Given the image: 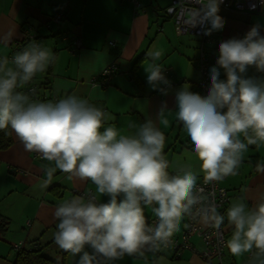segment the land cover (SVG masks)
I'll return each instance as SVG.
<instances>
[{"label":"clouds","instance_id":"obj_1","mask_svg":"<svg viewBox=\"0 0 264 264\" xmlns=\"http://www.w3.org/2000/svg\"><path fill=\"white\" fill-rule=\"evenodd\" d=\"M195 2L201 7L191 9L188 25L200 26L206 36L222 30V0ZM218 51L206 96L187 87L176 92V118L190 137L206 184L237 175L249 146L264 145V80L244 76L253 66L264 73L261 25H253L242 39L221 42ZM162 55L160 50L150 52L152 64L146 71L148 83L166 95L159 86L170 82L156 63ZM55 60L51 48L35 41L11 61L0 59V129L10 126L26 151L54 162L55 167L47 169L45 187L58 169L70 179L90 181L95 193L109 198L105 203L96 195L74 196L57 206L56 245L78 255L77 264H106L168 247L185 216L219 229L225 215L217 210L213 193L196 188V173L182 168L170 174L166 137L156 122L149 119L134 134L125 135L107 123V111L87 99L68 95L55 103L36 102L18 91ZM256 169L264 173V162ZM146 209L155 215L154 224L148 223ZM226 217L234 228L226 245L230 253H252L254 264H264V202L249 208L238 200Z\"/></svg>","mask_w":264,"mask_h":264},{"label":"crops","instance_id":"obj_2","mask_svg":"<svg viewBox=\"0 0 264 264\" xmlns=\"http://www.w3.org/2000/svg\"><path fill=\"white\" fill-rule=\"evenodd\" d=\"M170 1L137 0V8L133 0H0V59L11 61L20 52L17 43L23 42L26 34L32 32L36 35L35 42L51 48L56 56L46 69L47 75L37 73V82L47 76L50 90L60 99L76 95L107 111L111 117L107 123L116 125L122 134H134L138 126L149 119L156 122L166 137L164 154L170 162V174L191 168L199 181L204 177L200 171L201 162L189 147L192 146L190 137L176 118L177 91L187 87L200 95L197 88L199 73L194 64L199 40L192 35L175 33L172 19L164 14ZM57 12L62 14L58 23L52 20ZM218 15L224 26L214 32L213 40L208 44L212 55L210 68L216 66L221 42L242 39L255 24L261 25V35H264V6L256 13L220 7ZM76 39L80 40V48L74 45ZM111 42L115 43L114 46L110 45ZM156 50L163 53L156 63L170 82V86H159L166 90V95L154 90L147 80L146 69L152 64L149 53ZM108 64L117 67L109 83L102 86L100 81L92 82ZM263 75L256 74L254 67H249L244 74L259 80H263ZM226 78L221 70V79ZM165 104L166 110L160 115ZM11 135L13 144L0 150V217L8 220L6 228H0V264H12L19 249H39L51 260L64 258L65 264H77L78 255L65 252L55 243L54 234L59 221L54 211L61 203L80 196L76 194L78 191H92L99 202L106 203L109 198L95 193V186L90 181L70 179V174L58 169L45 187L47 169L54 168V162L44 160L39 153L26 151L12 129ZM258 162H264V145L249 146L237 175L218 182L229 196L228 205L222 211L226 245L234 230L226 217L232 203L242 200L249 208H254L264 202V173L257 171ZM145 215L148 223L155 218L151 209H146ZM184 221L185 218L174 235L182 232ZM199 224L208 226L200 221ZM189 242L196 251L203 249L197 231ZM86 250L91 251L90 248ZM246 254L233 256L225 246L224 262L241 264ZM106 264L211 262H204L188 249L176 253L166 247L155 253L146 251L142 257L125 255Z\"/></svg>","mask_w":264,"mask_h":264},{"label":"built area","instance_id":"obj_3","mask_svg":"<svg viewBox=\"0 0 264 264\" xmlns=\"http://www.w3.org/2000/svg\"><path fill=\"white\" fill-rule=\"evenodd\" d=\"M135 7H139L137 0H133ZM264 6V0H222L220 7L227 10H236V11H246L249 13L260 12ZM201 5L195 2V0H171L169 5L165 7L164 14L170 17L173 21L174 30L177 35H193L199 40V49L196 58L194 59V64L199 73L198 87L200 90V95L202 97L207 95L208 88L210 87L209 80V68L211 64L212 55L208 54L205 50L206 45L210 44L213 40L212 33L210 36L203 34V29L200 26L190 27L188 25L189 12L193 8H200ZM62 18V14L57 12L52 20L58 23ZM34 36L32 32H28L23 42L17 43V49L22 51L27 44L34 41ZM79 42L80 40L76 39ZM25 42V43H24ZM114 42H111V45L114 46ZM75 45V42H74ZM76 47V46H75ZM117 67L115 64H108L99 75L94 77L92 82L100 81L102 86H105L109 83L112 75L116 72ZM166 78V77H165ZM264 80V77H263ZM164 87L166 85H163ZM37 84L31 83L20 89L21 92H25L29 95L30 100H37ZM53 103L60 100L56 95L51 96ZM196 188H203L205 194L213 193L214 202L217 205V210L221 209L224 204L227 202V192L224 188L220 187L217 182L205 183L204 178L196 183ZM80 196H89L94 195L92 191L88 192H76ZM185 223L184 229L179 236H173L171 238L170 247L176 252L180 253L183 249H188L199 256L204 262H211V264H225L222 261V256L224 254L225 240H224V229L223 226L219 229H215L211 226L203 227L199 224V219H192L188 216ZM156 219L151 223L154 224ZM197 231L198 236L200 237L203 249L201 251H196L194 247L191 246L189 238L192 233ZM168 246V247H169ZM254 251V250H253ZM253 254L249 253L245 261L242 264H250Z\"/></svg>","mask_w":264,"mask_h":264},{"label":"trees","instance_id":"obj_4","mask_svg":"<svg viewBox=\"0 0 264 264\" xmlns=\"http://www.w3.org/2000/svg\"><path fill=\"white\" fill-rule=\"evenodd\" d=\"M61 21V20H60ZM193 36V35H192ZM214 37V33L212 34V38ZM36 39V35L34 36V41ZM111 45V44H110ZM112 46V45H111ZM199 49V45H198V48ZM205 50L208 52V54H210V51L208 49V45H206V48ZM211 65V64H210ZM254 67V66H253ZM48 70V68H47ZM45 71L44 74L47 75V72L48 71ZM210 70V68H209ZM254 72H256V74H260L261 72H257L256 68L254 67ZM264 76V75H263ZM199 80V79H198ZM137 81V79L135 80V82ZM31 83H36L37 84V87H38V90H37V94H38V97H37V100H45V98L47 99L48 96H52L54 93H52V91L50 90V85H49V82H48V78L47 76L44 78V80H40L37 82L36 80V76L33 78V80L31 82H29L28 84L26 85H29ZM26 85H24V87H26ZM197 88L199 89L198 87V81H197ZM45 90H50L48 92H45ZM200 92V90H199ZM13 144V138H12V135H11V127L9 126L8 128H5V129H0V150H4V149H7L8 147H10L11 145ZM189 147H192V146H189ZM204 178V177H203ZM202 178V179H203ZM201 180V179H200ZM199 180V181H200ZM197 181V182H199ZM218 183V182H217ZM219 185V184H218ZM220 186V185H219ZM221 187V186H220ZM223 188V187H222ZM225 189V188H224ZM226 190V189H225ZM227 192V190H226ZM227 197H228V200L227 202L224 204V206L219 209L218 211L222 214V211L227 207L228 205V202H229V196H228V193H227ZM156 219V217L151 221V223ZM187 221V217L185 216V221H184V226H185V223ZM149 223V224H151ZM8 224V220H6L5 218H2L0 217V228L1 230H4L6 228ZM224 225V224H223ZM222 225V226H223ZM180 235V234H179ZM179 235H174V236H179ZM193 235V233H192ZM191 235V236H192ZM200 238V237H199ZM224 240H225V246H226V234L224 233ZM203 245V244H202ZM170 248V246H169ZM172 249V248H171ZM255 251V250H254ZM173 252H175L173 250ZM249 253L246 254V257L244 258L243 261L246 260L247 258V255ZM224 257H225V247H224V254L222 256V261L224 262ZM253 257V256H252ZM225 263V262H224ZM12 264H65V261H64V258H62L60 261H54V260H51L45 256H43L40 252L39 249H19V252H17L16 256H15V259L14 261L12 262ZM227 264V263H225ZM242 264V263H241ZM250 264H253V258L251 259V263Z\"/></svg>","mask_w":264,"mask_h":264},{"label":"rangeland","instance_id":"obj_5","mask_svg":"<svg viewBox=\"0 0 264 264\" xmlns=\"http://www.w3.org/2000/svg\"><path fill=\"white\" fill-rule=\"evenodd\" d=\"M75 42V46H76V48H80V45H79V42L78 41H74ZM44 101H47V102H52V100H51V97L50 96H48L47 97V99L45 98V100ZM201 240V239H200Z\"/></svg>","mask_w":264,"mask_h":264}]
</instances>
